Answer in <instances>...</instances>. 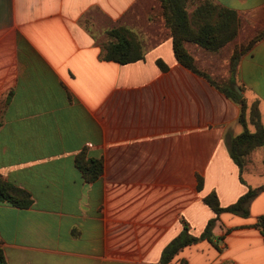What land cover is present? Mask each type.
<instances>
[{"label": "crops", "instance_id": "0c3cea01", "mask_svg": "<svg viewBox=\"0 0 264 264\" xmlns=\"http://www.w3.org/2000/svg\"><path fill=\"white\" fill-rule=\"evenodd\" d=\"M212 2L239 31L217 52L184 44L200 76L177 61L159 0H0V177L32 200L0 201L7 264H160L185 226L200 238L218 217L208 195L227 208L264 185V148L242 175L231 157L241 106L224 93L257 102L264 124V0ZM120 28L142 60L105 59ZM80 158L101 163L96 180ZM263 216L264 191L172 264H264Z\"/></svg>", "mask_w": 264, "mask_h": 264}, {"label": "trees", "instance_id": "16d2710c", "mask_svg": "<svg viewBox=\"0 0 264 264\" xmlns=\"http://www.w3.org/2000/svg\"><path fill=\"white\" fill-rule=\"evenodd\" d=\"M163 10V16L167 27L171 30L174 41V54L183 67L193 73L205 76L195 66L193 58L186 51L184 44L192 42L202 48L217 52L226 44L233 41L239 31V19L237 14L231 10L220 7L213 2L206 1L198 5L194 12L189 13L188 5L191 0H159ZM112 39L105 47L107 61L115 62L120 65H128L142 60L141 49L136 41L135 36L124 28L115 29L108 33ZM259 39V38H258ZM255 39L249 47L236 51L231 61L232 78L235 76L236 66L243 54L252 48L258 41ZM158 65L162 70L166 66L159 61ZM213 83V82H212ZM233 83V81H232ZM224 93L235 100L241 106L239 122L243 128L242 134L232 140L230 154L236 163L242 175L248 164V157L257 148L264 147V124L261 122V115L258 103L249 105L245 98L235 92L234 89L225 90ZM254 127V131L250 130ZM77 165L85 173L90 174V181L98 178L101 168L99 161L88 160L83 158L77 160ZM80 165H89L82 168ZM198 188L203 187V180H199ZM241 182L246 184L241 178ZM264 191V185L252 189L242 196L238 202L230 207L222 208L219 204L215 193L208 195L204 202L219 217L223 213L238 214L244 217L249 216L250 203ZM0 201L7 202L21 209L30 208L32 200L29 194L4 182L0 177ZM209 221L205 233L200 238H196L189 233V228L184 227L181 234L175 238L164 250L160 264H172L174 257L185 247L196 244L202 240H209L213 243L212 230L218 219ZM257 226L264 233V216L260 217ZM0 264H7L3 252L0 250Z\"/></svg>", "mask_w": 264, "mask_h": 264}, {"label": "rangeland", "instance_id": "374dc122", "mask_svg": "<svg viewBox=\"0 0 264 264\" xmlns=\"http://www.w3.org/2000/svg\"><path fill=\"white\" fill-rule=\"evenodd\" d=\"M206 1H210V2H212V0H191V1L189 2V5H188L189 13L194 12L195 9L198 7V5H200L201 3L206 2ZM234 90H235V92H237V87H235ZM262 108H263V109H262V116H263V118H264V106H263ZM254 130H255V129H254ZM261 148H264V147H261ZM258 149H260V148H257V149H255V150H253V152H251V154H250L249 157H248V163H249V158H250V156L253 155V153H254L256 150H258Z\"/></svg>", "mask_w": 264, "mask_h": 264}, {"label": "water", "instance_id": "95a60500", "mask_svg": "<svg viewBox=\"0 0 264 264\" xmlns=\"http://www.w3.org/2000/svg\"><path fill=\"white\" fill-rule=\"evenodd\" d=\"M237 94L241 95V91L237 88Z\"/></svg>", "mask_w": 264, "mask_h": 264}]
</instances>
